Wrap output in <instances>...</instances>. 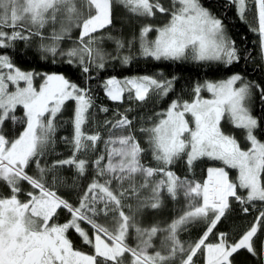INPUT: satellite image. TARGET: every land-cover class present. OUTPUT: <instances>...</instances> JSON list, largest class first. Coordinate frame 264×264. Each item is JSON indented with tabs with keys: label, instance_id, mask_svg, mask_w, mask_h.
<instances>
[{
	"label": "snow or ice",
	"instance_id": "6c2138e0",
	"mask_svg": "<svg viewBox=\"0 0 264 264\" xmlns=\"http://www.w3.org/2000/svg\"><path fill=\"white\" fill-rule=\"evenodd\" d=\"M254 2L258 26L251 30L258 33L261 51L264 52V0ZM119 3L138 17H152L157 11L169 12L159 0H119ZM231 3L236 5L240 18L246 19L247 0H231ZM61 12L69 25L74 24L80 29L79 46L67 51L60 49L59 41L70 31V27L62 23L60 31H54L49 37L52 43L40 44L41 58L51 55L55 62L57 55L66 56V63L78 64L84 73L90 71L91 65L103 68L105 53L94 47L95 38L91 34L113 23V0H80L79 5L77 0H0V48L11 47L16 40L29 41L33 35L41 36L43 40L40 29L49 20L55 22ZM5 27L12 28L10 34L2 30ZM151 31V25H144L139 37L133 35L127 42L109 37L115 40L116 58L128 64L138 39L139 55L157 61L184 59L189 52L197 61H218L231 65L239 60L222 20L204 7L200 0H172L168 23L155 28L154 40L148 38ZM125 47L130 50L129 55H120V50ZM3 69L8 72L5 75L0 71V181L7 184L11 194L0 197V264H126V253L132 258L131 264H169L178 254L180 264H194L193 257L200 250L204 252L205 264H232L230 258L241 249L254 256L258 254L253 238L264 218V211L238 240L230 242L227 234L220 233L218 243H205L229 208L230 198L241 204L264 201V142L254 134L260 124L247 103L253 85L243 82L239 74L219 82L198 84L194 89L195 100L183 103L173 100L158 122L140 129L147 133L152 158L162 167L142 163L146 149L132 133V121L126 114L115 123L107 121L112 129L121 131L118 136H110L104 142L107 163L101 164L104 155L93 161L96 176L106 178L103 183L93 179L79 205L75 206L57 195L45 177L49 171L54 172L57 166L63 165H74L80 176L87 171L89 162L78 159L76 153L90 146L95 149L101 139L98 132L87 134L83 131L94 103L90 90L58 74H45L37 89L33 86L36 73L22 71L8 55H0V70ZM174 80V77L160 80L148 75L124 81L112 78L105 81L104 89L112 101H120L124 92L128 91L134 93L135 100L143 102L151 92L167 96L174 87ZM20 81L25 83L24 87L19 86ZM8 82L17 85L15 91H8ZM202 89L211 93L212 99H202ZM261 99H264V93ZM68 100H74L76 104L72 121L73 156L55 161L51 168L41 166L40 158L56 132L55 117ZM17 106L24 109L25 126L17 136L9 137L5 132V123L9 119L13 124L17 122L14 114ZM100 110L107 111L106 108ZM186 114L191 115L194 127L186 119ZM225 117L234 127L245 130L251 147L243 150L233 135L223 131L221 121ZM182 154L187 156L189 167L201 157L221 161L227 168L237 170V179H230L224 167H209L208 178L203 183L182 180L168 168ZM32 163L39 171L38 178L26 172ZM157 176L160 178L155 179ZM138 177L142 179L138 181ZM58 180L59 177L53 174L52 185ZM21 181H26L36 190L27 192L26 200L20 199L23 191ZM113 181L120 185L119 195L111 187ZM125 182L128 183L127 188L124 187ZM145 188H150L151 196L138 203L131 215L126 213L124 199L129 195L139 199L140 190ZM238 189L247 190V196L239 195ZM181 190L188 200H201L202 203H191L188 210L166 227L159 222L149 227L141 226L136 213L148 208L159 209L165 191L176 199ZM127 207L132 211L131 205ZM61 209L70 214V218L62 224L55 221ZM243 210L246 212L247 208ZM110 211L118 213V217H112L115 226L111 229L95 219L100 213L108 216ZM201 218L208 221L207 230L198 241L185 248L179 239V232L183 226ZM81 222L91 226L94 242ZM130 229H134L137 235L135 247L126 242ZM70 230H74L84 243L92 245L95 254L75 249L67 235ZM158 234H163L161 243L168 250L167 254L159 250L154 254L148 252Z\"/></svg>",
	"mask_w": 264,
	"mask_h": 264
},
{
	"label": "trees",
	"instance_id": "16d2710c",
	"mask_svg": "<svg viewBox=\"0 0 264 264\" xmlns=\"http://www.w3.org/2000/svg\"><path fill=\"white\" fill-rule=\"evenodd\" d=\"M200 3L204 7L210 9L217 18L222 20L226 34L229 39L234 42V46L239 56L238 61L233 62L231 65H225L218 61H197L190 57L175 61L164 59L157 61L150 57L145 58L139 55V47L137 49L135 45L134 49L131 50L132 58L130 62L128 64H123L119 58H116V44L113 42V39H110L109 37L122 39L125 42H127V40L133 35L138 38L142 24L134 23L130 18L124 17L125 14L115 12L116 8L113 11V23L109 27L91 34L95 38L94 47L101 49L105 53L106 57L103 68L91 65L90 71L84 73L78 64L70 65L66 63L68 59L67 57H63L61 60V57L57 55L55 57V62H53V57L51 55H48L46 59H42L41 52L34 49V47L37 46L36 44L42 40L41 36L37 35H33L29 41L16 40L12 42L11 47L0 48V55H8L14 65L21 70L31 71L36 74L47 73L63 75L79 87L88 88L90 90L94 103L89 111V120L83 126V131L87 134L98 132L101 139L97 142L95 149H92L90 146L87 150L76 153L78 159L83 158L89 162L87 165V171L83 176H80L74 165H63L57 166L54 172L49 171L45 177L48 185L51 186L53 174L58 176L59 180L55 184L58 194L69 200L73 205H79L81 197L87 190L89 184L92 183L93 179H98L103 183L106 178L96 176V169L93 161L99 156L104 155L105 159L101 164L104 165L107 162L103 141L107 132L112 129L111 124L106 123L107 121L115 123L114 121L118 120L121 115L126 114L132 121V133L142 147L146 149V152L142 156V163L152 167H162L163 165H158L157 161L152 158L148 144H145L142 140V135L144 136L147 133L137 130V122L135 119L139 120V118L151 115L150 122L145 124L137 123L144 128L151 127L154 122L162 117V114L165 113L173 100L182 101L190 99L196 86L198 84L201 85L206 81L223 80L234 74H239L243 78V82L251 83L253 85L251 89V113L260 124V126L255 129L256 132L254 133L260 141H264V99H261V95L264 93V63L260 54L258 33L251 30L252 27L256 26L247 16H245L246 19L242 20L237 12L236 5L229 0H200ZM119 7L124 13L129 12L124 5L119 4ZM127 16L132 17V15ZM53 25V21L49 20L44 28L40 29L43 33V37L52 36V33L49 30L54 31L57 29L55 28L56 25ZM50 26L51 29H49ZM2 30L10 34L12 28L5 27ZM66 38L67 40H77L78 30L76 29L71 36ZM63 39L62 41H65ZM62 46V50H67L65 47L66 44H63ZM78 46L79 44H76L73 47ZM129 52L130 50L125 47L120 50V55H129ZM155 74L160 75L162 80H169L173 77L175 78L174 87L167 96H159L155 94L154 96H149L145 101L140 102L135 101L131 94L128 91H125L121 101L114 102L105 94L104 83L109 78L124 81L128 78L145 75L152 76ZM68 101V103L67 101L65 102L61 111L57 113L55 117L56 132L52 140L46 146L44 156L40 158L41 166L51 168V165L55 161L66 160L73 156L74 129L73 120L69 116V113L71 114L74 111L73 109H75L76 104L74 100ZM101 108H106L107 111H101ZM14 114L18 118L17 122L13 124L9 119L5 123V132L9 137L17 136L25 126L23 107L17 106ZM87 143L89 145L91 144V142ZM183 155L184 154L174 161L176 162L175 164L168 165V168L182 180L187 179L188 181L202 183L206 176V171L211 164L205 159H197L193 161L192 166L189 167ZM229 175L231 179L234 180L233 173L229 171ZM137 179L140 181L139 177ZM72 180H75V182L72 183ZM137 186H139V184ZM21 187L23 191L20 194V199L24 200V193L33 191V189L26 181H21ZM111 187H113V189L119 187V190H114L117 195H119V183L113 181ZM124 187H128L127 182H125ZM141 190L139 196H144L145 194V196L149 194L151 196L150 188H145L143 191ZM64 191H71V193L65 195ZM10 194L11 192L7 184L4 181H0V197L8 196ZM238 194L244 196V191H238ZM129 197L135 198L131 195H129ZM124 200L126 205L132 206L131 198L129 202L127 201L128 198H125ZM191 203H199V201L188 200L184 196L182 190L176 199H172L165 191L163 194V203L159 209H144L139 212L142 214H136V217L143 227H149L157 222H159L162 227H166L173 219L178 218L188 210ZM263 206L264 203L257 201L241 204L235 198H230L229 208L217 223L212 233L208 235L205 243H218L220 233L227 234V238L230 242L238 240L240 236L256 223L257 217H259L258 212ZM244 208H247L248 213L244 212ZM209 216H212L211 212L209 213ZM103 217L107 218L109 215H103ZM97 222L101 224L105 223V221L100 220H97ZM208 226V221L203 218L197 219L183 226L182 230L179 232V236L185 248L200 239ZM263 227L264 218H262V222L258 226L259 231L254 243L258 254L254 256L250 253L240 252L238 257H241L242 260L237 258V261L235 262L236 264H260V234ZM87 253L92 254L93 252L90 251ZM241 253L244 254V256H242ZM177 259L178 262L175 263L174 261V263L180 264V257L175 258V260ZM199 263L203 264V259L197 260V264Z\"/></svg>",
	"mask_w": 264,
	"mask_h": 264
},
{
	"label": "rangeland",
	"instance_id": "374dc122",
	"mask_svg": "<svg viewBox=\"0 0 264 264\" xmlns=\"http://www.w3.org/2000/svg\"><path fill=\"white\" fill-rule=\"evenodd\" d=\"M229 1H231V0H229ZM159 3L160 4H162L165 8H168L169 9V12H166V13H161V12H155V14H154V16H152V17H138V16H135V15H133L131 12H127V13H124L123 12V10L119 7V0H113V7H114V9H115V12H117V13H120V14H125V16L124 17H126V18H130L131 20H133V22L135 23H141L142 24V26H144V25H151L152 27H153V31H151V32H149L148 33V38L150 39V40H154L155 39V36H156V32H155V28H157V27H162V26H164L165 24H167L168 23V21H169V19H170V13H171V10H172V0H159ZM77 4L79 5L80 4V0H77ZM177 7H178V5H177ZM84 11L85 12H87V9L85 8L84 9ZM127 15H132V17H128ZM245 16H247V17H249L251 20H252V22L256 25V26H258V19H257V11H256V7H255V2H254V0H247V3H246V11H245ZM57 21L56 22H53V24L54 25H56V27L55 28H57V29H55L54 31H56V32H59L60 31V29H61V26H62V23H63V25L65 26V27H70V31L68 32V33H66L65 34V36L66 37H69V36H71L74 32H75V30L77 29L78 30V39L76 40V41H74V40H67V38L64 36V39L63 40H65V41H62V40H60L59 41V47H60V49L62 50V45L64 44H66V48H67V50L68 49H70V48H72L74 45H78L79 44V32H80V29L79 28H77L74 24L73 25H69L68 24V21L65 19V14L63 13V12H61L60 14H58V16H57V19H56ZM53 25V26H54ZM52 26V25H51ZM51 26H50V28L49 29H51ZM141 26V27H142ZM49 27V26H48ZM49 31H51V33L53 34V30H49ZM140 32V31H139ZM50 37V36H49ZM49 37H44L43 38V40H41V42H38V44H36L37 46L36 47H34V49H36V50H38V51H40V44L43 42V43H45V44H50V43H52V42H49V41H51V39H49ZM132 38V36L130 37V39ZM42 39V38H41ZM113 42H115V40L113 39ZM68 45V46H67ZM136 47H137V49H138V47H139V40L137 39V41H136ZM35 50V51H36ZM67 50H63V51H67ZM59 57H61L60 59L62 60L63 59V57H66V56H61V55H58ZM106 57V56H105ZM187 57H190L191 59H194L193 58V56H192V54H191V52H189L188 53V56ZM262 59H263V62H264V57H262ZM195 60V59H194ZM0 71H2L5 75L7 74V72H8V70L7 69H3V70H0ZM23 71V70H22ZM45 74H47V73H38V74H36L35 75V77H34V80H33V86L35 87V88H39V86H40V84L43 82V78H44V75ZM152 76H155L157 79H160V80H162V78H161V76L160 75H158V74H155V75H152ZM229 77H231V76H229ZM229 77H227L226 79H223V80H227ZM109 79H112V78H109ZM108 80V79H107ZM219 81H222V80H217V81H211V82H219ZM239 83L240 82H238V84H237V86H239ZM8 84H9V87H8V91H15L16 90V87H17V85H14V84H12L11 82H8ZM204 84V83H203ZM202 85V84H201ZM19 86L20 87H24L25 86V83L23 82V81H20L19 82ZM131 94V96H132V98H134V93H130ZM156 93L155 92H151L150 94H149V96H154ZM200 97L202 98V99H212V96H211V93H209L206 89H202L201 90V92H200ZM135 99V98H134ZM196 99V93H195V91H193L192 92V94H191V96H190V99H188V100H182V101H180L181 103H183L184 101H187V102H192L193 100H195ZM121 101V100H120ZM120 101H116V102H120ZM135 101H137V100H135ZM69 101H67V103H68ZM141 102V101H140ZM247 103H248V107H249V109H250V111H251V96H250V99L247 101ZM76 106V105H75ZM168 109V108H167ZM74 111H75V109H73ZM74 111L72 112V110H71V114L69 113V116L71 117V119L73 120V116H74ZM167 111V110H166ZM166 111H165V113H166ZM160 115V114H159ZM45 116L47 117L48 116V114L46 113L45 114ZM151 115H149L148 117H142V118H139V120L138 119H135L136 120V122L137 123H139V124H145V123H148V122H150L151 120ZM153 119V118H152ZM161 119V118H160ZM186 119L187 120H189L190 121V123L192 122V117H191V115L190 114H186ZM159 120H157L156 122H158ZM115 122V121H114ZM156 122H154V123H156ZM136 123V128H137V130H140L142 127L141 126H139L138 124ZM221 124H222V129H223V131H225L226 133H228V134H230V135H233L234 137H235V139L237 140V142L239 143V145L241 146V148L243 149V150H247L249 147H251V145H250V143H249V141L246 139V132H245V130L244 129H241V128H236V127H234L232 124H231V122L225 117L224 119H222V121H221ZM191 126L192 127H194V123H191ZM144 128V127H143ZM120 129H111V130H109L108 132H107V135H106V137H104L105 139H104V141L103 142H105L106 140H108L109 139V137L110 136H118L119 134H120ZM254 132H256V130H254ZM255 134V133H254ZM142 140H143V142L145 143V144H148L147 143V134L146 135H142ZM261 142H264V141H261ZM103 147H104V151H105V155H106V157H107V153H106V148H105V143H103ZM184 157H185V160L187 161V156L184 154L183 155ZM201 158H204L206 161H208V163H212V164H214L215 166H218V167H224L225 168V170L226 171H230V172H232L233 173V179L236 181V179H237V175H238V173H237V170L236 169H232V168H227L221 161H214V160H210V159H208L207 157H201ZM107 163V162H106ZM176 162H173L172 164H175ZM67 166V165H66ZM26 172H28V175H31V176H34V177H39V171H38V169H37V167H36V164L34 163V164H30V166L26 169ZM207 177H208V172L206 171V177H205V179L204 180H206L207 179ZM160 177L159 176H157V177H155V179H159ZM142 178H139V180H141ZM73 182L72 183H74L75 182V180H72ZM52 186V188L53 189H56L55 187H56V185H51ZM113 188V187H112ZM115 189H118L119 190V187L117 188H114L113 190H115ZM34 191V190H33ZM36 191V190H35ZM141 191H143V189L141 190ZM24 194H26V193H24ZM37 194H38V192H37ZM117 194V193H116ZM57 195H59V196H61L60 194H58L57 193ZM143 195V194H142ZM146 195V194H145ZM139 196V199H137L136 197L135 198H133V197H127L128 198V202L130 201V198L132 199V211H130L129 210V208L127 207V205L125 206V208H124V211L126 212V213H128V214H132V212H134L135 211V209H136V207H137V205H138V203H140L141 201H143L145 198H147V197H150V194L149 195H147V196ZM244 197H246V195H245V192H244ZM26 198L24 199V200H26L27 199V196H25ZM62 197V196H61ZM63 198V197H62ZM125 201V200H124ZM197 201H199V203H202V201L201 200H197ZM78 206V205H77ZM98 207H102V205H98ZM130 211V212H129ZM261 212L262 211H264L263 209H261L260 210ZM136 214H142V213H136ZM89 215H90V213H89ZM103 213H100V215H98L97 217H95V219H97V220H100V221H105V223H103L105 226H108L110 229L111 228H113L114 226H115V224H114V221H113V219H112V217L113 216H117L118 217V213H116L115 214V212H109V217H103ZM258 215H260V214H258ZM105 216V215H104ZM90 226V225H89ZM91 227V226H90ZM92 229V228H91ZM262 233H263V236H262V240H261V242H260V246H261V248H264V227H263V231H262ZM256 237H257V235L253 238V243H255V240H256ZM92 239H93V242H94V236L92 237ZM162 239H163V234H160V235H157L156 237H154L153 238V247L152 248H150V249H148V252H149V254H154V252L155 251H157V250H159V251H161L162 253H164V254H167V249L165 248V247H163L162 246V243H161V241H162ZM128 244H129V246L130 247H135L136 245H137V243H138V239H137V235H136V233H135V230L134 229H130V231H129V235H128V237H127V241H126ZM219 242V241H218ZM255 246V245H254ZM241 250H243V249H241ZM241 250H239L238 252H237V254H233V256L230 258V260L232 261V264H236L235 262L237 261V258L239 259V260H242V258L241 257H238L239 255L238 254H240V251ZM244 250H246V249H244ZM202 252H203V250H202ZM242 254V253H241ZM263 254H264V251H263ZM129 257V259L131 258V256H130V254H128V253H126L125 254V256H124V258H126V257ZM236 256V257H235ZM242 256H244V254H242ZM177 257H180L179 256V254L177 255ZM234 257V258H233ZM264 257V256H263ZM132 259V258H131ZM131 259L128 261V262H126V264H128V263H130V261H131ZM233 259V260H232ZM203 260H204V263H205V257H204V252H203ZM175 261V263H177L178 262V259L177 260H174ZM174 261H170L169 262V264H171V263H173V264H175L174 263ZM194 261V264H195V260H193ZM264 264V263H263Z\"/></svg>",
	"mask_w": 264,
	"mask_h": 264
},
{
	"label": "flooded vegetation",
	"instance_id": "af4514ba",
	"mask_svg": "<svg viewBox=\"0 0 264 264\" xmlns=\"http://www.w3.org/2000/svg\"><path fill=\"white\" fill-rule=\"evenodd\" d=\"M65 195H68L71 192H66L64 191ZM70 218V214L64 211V210H58V215L55 217V221L57 223H64L67 219ZM81 226L89 233L90 238L92 239L93 237V230L91 227L83 222H81ZM69 239L72 241L74 248L80 251H83L84 253L88 254L87 252L92 251V245L84 243L82 238L74 231L70 230L69 233L67 234ZM87 251V252H85ZM95 254V253H94Z\"/></svg>",
	"mask_w": 264,
	"mask_h": 264
},
{
	"label": "bare ground",
	"instance_id": "6f19581e",
	"mask_svg": "<svg viewBox=\"0 0 264 264\" xmlns=\"http://www.w3.org/2000/svg\"><path fill=\"white\" fill-rule=\"evenodd\" d=\"M208 178V177H207ZM71 192V191H70Z\"/></svg>",
	"mask_w": 264,
	"mask_h": 264
}]
</instances>
